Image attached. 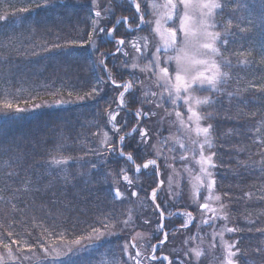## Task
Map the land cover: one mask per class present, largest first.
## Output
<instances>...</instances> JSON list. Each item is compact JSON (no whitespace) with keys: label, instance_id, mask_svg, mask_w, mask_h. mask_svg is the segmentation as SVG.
<instances>
[{"label":"trees","instance_id":"trees-1","mask_svg":"<svg viewBox=\"0 0 264 264\" xmlns=\"http://www.w3.org/2000/svg\"><path fill=\"white\" fill-rule=\"evenodd\" d=\"M45 3L49 6L43 7ZM220 4L223 7L216 12V25L222 40L228 41L226 46L220 42V52L231 66L221 63L228 78L219 85L220 93L209 94L217 103L205 105L201 111L204 116L210 113L214 117L204 121L213 125L212 141L216 146L212 152L223 157H214L217 165H224L213 171L215 188L228 206L230 225L240 229L233 233L239 249L237 259L239 264H258L260 258L255 249L264 246V232L260 231L264 230V165L260 163L264 160V144L259 143L264 142V0H220ZM96 11L101 14L99 26L106 29L112 28L116 19L128 18L133 31H128L122 21L115 31L118 39L126 41L147 29L136 30L138 16L133 19L136 14L129 0H0V16L6 17L0 20V113H9L0 115V264H135L128 260V250L123 246L141 228L138 226L146 223L139 216L142 202L150 214V244L159 243L158 211L146 199L156 178L150 179L147 172L139 173L141 179L135 178L134 164L117 159L106 145L101 146L105 132L115 144L119 133L129 127L128 122L124 126V120L138 107L142 112L155 113L140 122L142 128H150L151 122L160 118L153 107V92L145 84L146 61L136 64L128 44L127 56L116 53L106 60L116 83L134 82L131 92L135 98L125 96L126 109L121 108L117 116L120 132L114 134L107 113L117 110L122 88L113 86L105 68L98 65L101 53H112L115 43L112 38L91 31ZM89 36L98 51L89 46ZM133 64L137 67L133 68ZM98 77H102V85L96 84ZM93 86L103 90L88 97ZM229 92L239 95L229 101ZM145 93H149L147 100ZM80 96L85 99L77 100ZM47 100L72 102L58 108L40 107L19 118L11 115L16 106L31 109L33 104ZM7 102L13 104V109L5 108ZM152 133L143 158L135 147L138 137L126 138L124 150L133 155L136 163L156 157L157 144ZM158 142L168 164L180 161L182 155L176 144ZM165 156L160 158L163 170L167 169ZM54 158L70 159L67 166H54ZM121 168L133 181L132 188L123 181ZM10 173L18 175L8 179ZM37 177V183L27 185L32 190L24 191L26 182H36ZM36 187L42 190L36 191ZM114 188L124 194L122 198L115 197ZM132 191L137 192L136 197L131 196ZM183 192L174 200L160 196L158 204L167 211H194ZM216 220L218 225L223 223V219ZM181 222L179 217L166 218V228ZM117 223V233L86 241L75 252L60 257L41 253L58 242L86 239L96 234L93 229H108ZM202 225L207 229L212 223ZM198 227L194 221L183 229L186 237L198 235ZM172 236L171 233L169 238ZM7 250L11 256H5ZM158 250L167 253L173 264L182 258L184 264L188 262L189 257L184 255L187 248L177 253L164 242ZM208 259H212L211 254L204 255L198 264H207ZM152 262L164 264L160 259Z\"/></svg>","mask_w":264,"mask_h":264},{"label":"snow or ice","instance_id":"snow-or-ice-1","mask_svg":"<svg viewBox=\"0 0 264 264\" xmlns=\"http://www.w3.org/2000/svg\"><path fill=\"white\" fill-rule=\"evenodd\" d=\"M94 3L95 0H92ZM131 5L134 7L135 10V16L133 19H136L138 16L139 23L137 25L136 30H141L145 25L149 24V21H145L144 14L141 12V6L138 0H130ZM145 4H147V0H145ZM43 7L49 6L47 3L42 5ZM180 6L183 9V15H180L179 12H176L177 9L176 3H174V0H167V4L164 5L168 11L165 13H160V19H157L155 21V28L153 29V32L156 33L161 40V43L159 46L155 47V51L151 53V61L149 64V68L152 70L153 75L156 77V80L158 82L159 87H163L165 91L168 92L169 99L171 100V103L173 105L176 104V101L178 99H182L184 101L185 106L187 107V112L189 113L188 120L190 125H194V128H190V130L194 131L197 135V137H203L202 142L193 141L194 144H198V152H199V159H196L195 150L193 151L192 159L195 160L196 164L199 165L200 175L195 177V182L192 184V203L193 205H196L201 214V219L199 220L200 224H210V221L214 223L216 219H224L227 220V215H223L221 217H218L216 215L217 209L212 207L209 203V201H216L220 202L221 197L219 195H213V191L215 189V186L217 184V180L215 179L214 172L212 170L217 168H223L224 165H217L214 162V157L218 159H223L222 156L217 157L216 152H211L209 155H205L204 149L207 146V148L211 149L215 147L216 145L213 144V141L211 139L212 136V130L213 125L211 123L207 124V126H202L201 121L205 119H214L212 114H208L207 116H202L199 112L195 110L196 107H199L201 105H212L217 103V101L212 100L209 97H203L198 98L191 95V90L194 87H204L207 85L211 90L220 93L222 89L218 87L219 84L225 82L228 78V73L221 71L220 64L217 63L215 60V57L221 56V63L225 65L226 67L231 66V61L224 59L222 56V53L220 52V49L217 47V41H220L222 45L226 46L228 44L227 40L221 41V34L219 32L210 31V29H213L216 27L215 23H211L210 21L214 17L215 11L217 9H221L223 5L217 2V0H197V2H192V0H180ZM157 5H152V8H157ZM109 12L112 11L111 8L108 9ZM196 12L199 14L200 19L198 21H193L192 17L189 15V12ZM174 13L176 19H178L179 24L178 28L181 35V43H177V28H167L162 30V24L161 20H163L165 23L168 21H172L174 18ZM95 17L97 19L92 20L91 22V31L94 33H97V35H103L105 38L111 37L112 41L117 45L116 52L117 53H123V55L127 56V52H124L123 46L125 44V41L123 38L117 39L115 37V31L116 27L121 24L123 21L125 24H127V17H123L120 19L115 20V24L112 28L106 29L104 27L99 26V19H100V12L96 11L94 13ZM6 19L4 16H0V20ZM128 31H133L130 27L128 28ZM90 41V47L93 51H98V46L95 41L91 40V36H89ZM143 42V50L141 49L140 42ZM132 48L139 54L144 55L145 57L148 56V37H137L135 40L130 41ZM53 48H59V45H53ZM161 50H163L165 54V59L163 61V65L161 66ZM175 53L174 55H167L168 52ZM116 53H101V56L103 57L98 61L99 66H103L105 68V72L107 73L109 77V81L111 84L115 87L122 88L123 90L119 93L118 96V106L117 110L107 113V122L109 125H111V128L115 133L120 132V128L117 125V116L119 115V110L121 108L126 109V102H125V94H129L133 98H135V94L133 92H130V90L133 89V83L132 81L125 82L124 84H117L114 79H112V73L110 70L107 69V66L105 64V59L109 57H115ZM203 57V58H199ZM241 63H247V61H241ZM169 65H172V71H169ZM133 68H136L137 65L133 64ZM139 82V81H138ZM104 83L102 77H98L96 84L102 85ZM45 88L48 86L45 85ZM254 89V85H253ZM103 89L100 88L99 91H102ZM57 93L59 92V89L55 90ZM99 91L96 86H93L91 91L87 93L88 97H93L99 95ZM261 91H264L262 89ZM181 92H183L185 95L181 96ZM71 95V93H69ZM161 97L163 94H160ZM229 101L232 100L233 96H238L239 92L232 93L229 92L226 94ZM152 97L157 96V93L153 92L151 93ZM32 97L30 96L29 99ZM149 98V93L144 94V99L147 100ZM85 97L80 96L77 97V100L83 101ZM72 101L68 100H58L54 101L52 103H42V104H33L32 108H20L16 106L15 111L11 113L12 116H15L19 118L22 114L34 111L40 107H47V108H58L63 104L71 103ZM142 102V101H138ZM195 105V107H194ZM159 107V105H156ZM13 104L10 102H7L5 104L6 109H13ZM242 115H247L246 113H241ZM0 115L8 116L9 113H0ZM136 120H137V126L133 127L131 131H125L123 134H120L117 136L116 139V145L115 147L110 142V138L108 137L107 132L103 133L104 139L101 140V146H107V151L110 154H114L117 159L124 158L126 161L131 162L135 165L134 171L135 173L139 174L141 172V169L144 170L149 169L151 166L152 172L149 173L150 179L152 177H155L156 179L153 180V183H156V187L151 189L150 193V199L154 204L155 210L160 212V224L158 226L159 232L163 234V239L159 240V245L162 246L164 242L168 239V232L164 231L163 227V220H164V214L163 210L160 209V204L155 203L158 191L162 188L164 185V181L159 179L161 173H160V164L158 161L160 160L161 153L159 150L154 151L156 155V159H147L143 162V164H136L135 160L133 158V155L131 153H125L123 151L124 147L127 146L125 143L126 138L128 140H131L134 136L138 137L136 140L135 147L139 150L138 155H140L141 158L144 156V149L148 145V140L151 139L148 135V131L145 128L140 127V122L143 119L150 118L151 115H155V113L151 112H142L141 110H137L134 113ZM175 115L177 117H180V113L176 112ZM253 115H255L253 113ZM182 127H188L184 124V121H180ZM124 126L127 127V121L124 120ZM167 139V138H165ZM264 144V142H259ZM181 149L184 151H189V149L185 148L183 144H180ZM221 147H223L221 145ZM237 151H241L240 149H237ZM97 155L102 156V153H97ZM262 156H264V153H261ZM70 158H62V159H53L51 161V164L54 166H67L69 163ZM188 158L186 156H180V161H185ZM238 163L243 165V162L238 161ZM262 165H264V160H261L260 162ZM164 164L166 168H171L172 165L168 164V157H164ZM93 168L96 167V165H92ZM264 170V169H262ZM175 171V169H173ZM120 173L122 176L123 181L126 182L127 188L133 187V181L130 179V177L126 174V170L124 168L120 169ZM14 175H18L16 173H10L8 175V179H11ZM40 177H37V181H27L26 186L24 188V191H31L32 188L27 187V185H34L39 181ZM67 179L66 177L64 178ZM205 181L207 183H205ZM168 185L169 190L172 186V178L169 176L168 178ZM139 186V185H137ZM206 188L208 192V196L205 197L204 203H198V197L200 195V189ZM36 191H41L42 189L39 187L35 188ZM115 197L117 199H120L123 197V193L120 192L119 188L113 189ZM246 196H251V193H246ZM132 197L137 196V192L132 191L131 192ZM180 194H176V198L179 199ZM225 198L227 197V193H225ZM168 201H164V203H167ZM226 208V205L224 203H220V211L223 212ZM206 213H212V216L209 219H203V216ZM130 215V214H129ZM170 216L172 215H179L180 217H183L185 222L179 226V229L177 230H183L187 229L190 224H192L193 220L196 219L190 212H181L178 214L169 213ZM125 224L128 223V221H124ZM229 233H235L237 231H240V229L237 228H227L225 227L220 233V238L223 244V247L226 251V257L224 264H234L233 257L236 256L237 252H239V249H236L234 252L232 249L235 247V243L229 244L227 241L223 240V233L224 232ZM264 232V230H260ZM93 232H97L98 235H103V233H98V230L93 229ZM11 235V233H9ZM217 233L213 232L212 237L213 240H215ZM187 242V241H186ZM78 243V241H77ZM238 243V242H237ZM7 247V246H6ZM124 250L127 251V245L125 244ZM153 255L150 257L151 260H163L168 261V264H173L171 260L167 256L163 257H157L154 253L157 250V245H151ZM47 251V249H45ZM256 255L260 258L258 261V264H264V246L257 247L255 249ZM140 253L137 251V256H139ZM186 257H189L187 264H198L201 257L204 255L202 250H199L197 248H192L188 252H185L184 254ZM194 257V260L192 259ZM130 260L134 259V257L129 256ZM118 264V262H116ZM136 264H139V261H136ZM177 264H184L183 261H177Z\"/></svg>","mask_w":264,"mask_h":264},{"label":"rangeland","instance_id":"rangeland-1","mask_svg":"<svg viewBox=\"0 0 264 264\" xmlns=\"http://www.w3.org/2000/svg\"><path fill=\"white\" fill-rule=\"evenodd\" d=\"M130 2V0H129ZM138 2L140 3L141 6V12L144 14V19L145 21H149L150 23L145 25L144 28L145 30H143V32H140V34H135L132 37H129L126 41L125 44L123 46V50L124 52L128 51L125 48V46H128L130 48V51H132V59L133 61L136 62V64L140 63L141 60H145V68H144V73H145V79L147 78L148 80L146 81V88L148 90H151L152 92L157 93V96H155L153 98V101L155 102L153 104V107L156 105H159V107H155L154 110H156V112L160 113V118L159 119H154L151 124L152 126L150 128L148 127H144L145 129H147L148 131V135L149 137L152 139V135H155L154 137V143L156 146V150H159L161 153V156H165V153L163 152V149H161L162 147H159L158 145V140L161 142V144L163 143H174L177 145V151L179 152L180 155L182 156H186L188 159L185 161H178L176 163L171 162L170 165H172L171 168H167L166 170L162 169V166H160V177L159 179L164 181V185L162 186V188L158 191L157 194V198L155 203L159 202L160 196H163L166 199H171L174 200L176 197L177 193H182L183 191L185 192V197H187L190 201V203L193 205L192 203V184L195 182V177L200 175V170H199V165L196 164L195 160L192 159L193 156V151L195 150V155H196V159H199V152H198V144H194L193 141H197V142H202L203 137H197L196 133L192 130H190V128H194V125H190L189 120H188V116L189 113L187 112V107L184 104V101L182 99H178L176 101V104L173 105L171 103V100L169 99L168 96V92L165 91V89L163 87H159L158 86V82L156 80V77L153 75L152 70L149 68V64L150 61L152 59L151 57V53H153L155 51V47L159 46V44L161 43L160 37L153 32V29L155 28V21L157 19H160V13H165L166 11H168V9H166L164 7V5L167 4V0H147V4H145V0H138ZM192 2H197V0H192ZM218 3H220V0H217ZM174 3H176L177 5V9L175 10L176 12H179L180 15H183V9L180 6V0H174ZM152 5H157V8H152ZM219 9H217L215 11L214 17L212 18V20L210 21L211 23H215L216 25V12ZM189 15L192 17V20L198 21L200 19V16L198 13L196 12H189ZM139 23V19L136 22V25H138ZM128 26L130 25V22L127 21ZM161 24H162V30L167 29V28H173L176 27L177 28V43L180 44L181 41V33L179 31L178 28V24L179 21L178 19H176L175 17V13H174V18L172 21H168L167 23H165L163 20H161ZM210 31H215V32H220V30L217 28V25L215 28L210 29ZM115 37L117 38V36L115 35ZM137 37H148V56L145 57L144 55H141L139 53H137L131 46L130 41L135 40ZM111 38V37H110ZM118 39V38H117ZM120 39V38H119ZM221 41H222V36H221ZM128 44V45H127ZM141 44V49L143 50V42H140ZM220 41H217V47L220 49ZM117 45L115 44L114 46V51H116ZM105 54L110 53V52H103ZM113 53V52H112ZM175 53L173 52H168L167 55H174ZM161 66L163 65V61L165 59V54L163 52V50H161ZM103 57L101 56L100 59H102ZM199 58H203V57H199ZM106 60L105 59V64H106ZM215 60L217 61V63L220 64L221 67V59L219 56L215 57ZM147 71V72H146ZM169 71H172V65H169ZM221 71H224L223 68H221ZM147 73L151 76L147 77ZM151 73V74H150ZM144 79V80H145ZM125 82H128L126 80L121 82V85L124 84ZM133 83V87H134V82ZM120 84V83H118ZM220 85V84H219ZM218 85V87H219ZM123 89H121L122 91ZM134 90V88H133ZM120 91V92H121ZM131 92V90H130ZM212 92H214L213 90H211L207 85H205L204 87H194L191 90V95L198 97V98H203V97H209V94H211ZM163 94V96L161 97L160 94ZM127 95V93L125 94V96ZM185 95L183 92H181V96ZM54 101H50L47 100V102L45 103H52ZM126 102V99H125ZM203 106L205 105H201L199 107H196L195 110L197 112H199L202 116L203 112L201 111ZM195 107V105H194ZM137 110H142V108H136L133 111L130 112V116L129 119L127 120V122L129 123V127L127 128L126 131H131L133 127L137 126V120L136 117L134 115V113ZM153 110V111H154ZM176 112H179L181 115L180 117H177L175 115ZM151 118V116H150ZM183 120L184 124L187 125L188 127H182L180 121ZM150 122V120H149ZM201 125L202 126H207V123L202 120L201 121ZM141 127V126H140ZM124 133V132H123ZM123 133H119L123 134ZM104 138V136H102ZM163 137V138H162ZM167 138V139H165ZM212 139V136H211ZM180 144H183L185 146V148L189 149V151H184L183 149H181ZM115 144L113 145L115 147ZM124 152H126L123 149ZM205 155H209L212 152V148L209 149L207 148V146L204 149ZM161 158V157H160ZM156 159V157L154 158ZM214 159V158H213ZM158 163L160 164V160L158 161ZM136 164H140V163H136ZM134 167L135 165L132 167L133 171H134ZM173 169H175V171H173ZM214 171V170H212ZM141 172H147V173H151L152 172V168L151 166L149 167V169L144 170L143 168L141 169ZM140 172V173H141ZM128 175V173H126ZM134 175L135 178L141 179L139 177V174L135 173L134 171ZM169 176H171L172 178V186L171 189L169 190V185H168V178ZM131 179V178H130ZM205 183H207L205 181ZM156 187V183L154 185H152V187H150V190L147 193L146 199H150V193H151V189ZM183 192V193H184ZM213 195H219L221 197V201L220 202H216V201H209L210 205L214 208L217 209L216 215L218 217H221L223 215H227V220L223 219V223L221 225H218L216 223L217 220L212 223V225L210 227H208L207 229L205 228L206 226H203L202 224L199 223V220L201 219V214H200V210L196 205H193L195 207V210H185V211H175V209L170 208L169 211L164 210L160 207L161 210H163V214H164V221H163V227H164V231L168 232V239L165 242H168V248L177 253L182 252L181 250L186 249L188 252L190 249L192 248H197L199 250H202L204 255L206 254H211L212 255V259H208L207 264H224L225 261V257H226V251L223 247L221 238L219 233L225 228H233L232 225H230V217L228 216V206L225 203V201L223 200V197L217 192L216 188L214 189ZM208 196V192L206 190V188H201L200 189V195L198 197V203H204L205 202V197ZM224 203L226 205V208L224 209L223 212L220 211V203ZM151 203L153 204V202L151 201ZM143 204V205H142ZM154 205V204H153ZM152 206V205H151ZM140 207V206H139ZM141 207L139 210V216H140V220H145L146 223L145 225H137L138 227H141L138 232H136L130 239L128 238L125 243L127 245V250H128V256H132L134 257V259H129L130 261H132L133 263L136 264V261H139V264H154V260L151 261L150 257L153 255L152 252V248L151 245H157V250L154 253L157 257H161V254L163 253H159V248L160 245L153 243H151V231H149V209L148 206L146 205V203L144 204L143 202L141 203ZM147 210V212H146ZM181 212H190L194 217H196L195 220H193V222L195 221V223L197 222V225H199V231H198V235L196 234L195 236L192 237H186L185 233L183 230H177L179 229V226L182 225L185 220L183 217H180L179 215H172L170 216L169 213H173V214H178ZM198 215V216H196ZM212 216V213H206L203 216V219H209ZM170 217H174V218H178L182 219L181 224H175L172 227H170V229L166 228V218H170ZM198 219V220H197ZM158 220H159V224H160V212L158 211ZM191 225V224H190ZM135 226V227H137ZM159 226V225H158ZM118 223L117 224H112L110 225V228H106V229H100L98 230V233H103V235H98L97 232L96 234H93L89 237H86V239H76L75 241H64V242H58L57 244L52 245V247L50 249H47V251L44 250V252H41L42 255H46V256H50V257H54V256H63L67 253H71V252H75L76 249H78L79 246H82V243H85L86 241L91 242L92 240H96V239H102L104 237H106L107 235H110L111 232L113 233H117L118 230ZM120 228V227H119ZM202 232V234H201ZM215 232L217 233L215 240H213L212 237V233ZM172 233V237L169 238V236ZM187 233V232H186ZM184 234V235H183ZM203 235V236H202ZM198 237V238H197ZM163 239V234L160 232V238L159 240ZM193 239L195 241V243L193 242ZM223 240L227 241L229 244H233L235 243V247L232 249L234 252L236 251V240L234 237L233 233H229V232H224L223 233ZM78 241V243H77ZM187 241V242H186ZM207 247V248H206ZM214 252H213V251ZM137 251H139L140 255L137 256ZM206 251H208L206 253ZM184 252V250H183ZM5 256H11V252L9 250H7L5 252ZM238 253V252H237ZM167 255V257L170 259V257L168 256L167 253H165ZM40 254H37V256H39ZM40 255V256H42ZM203 255V256H204ZM202 256V257H203ZM201 257V258H202ZM234 264H239V261L237 259V254L236 256H234L233 258ZM173 260V259H172ZM171 260V261H172ZM181 261H184V259L182 258ZM164 264H168V261H163Z\"/></svg>","mask_w":264,"mask_h":264},{"label":"water","instance_id":"water-1","mask_svg":"<svg viewBox=\"0 0 264 264\" xmlns=\"http://www.w3.org/2000/svg\"><path fill=\"white\" fill-rule=\"evenodd\" d=\"M164 221V220H163ZM163 256H166L165 254H163Z\"/></svg>","mask_w":264,"mask_h":264}]
</instances>
